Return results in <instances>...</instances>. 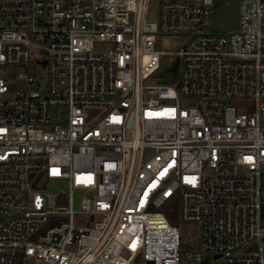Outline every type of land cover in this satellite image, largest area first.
<instances>
[{
	"label": "built area",
	"instance_id": "2783aa9c",
	"mask_svg": "<svg viewBox=\"0 0 264 264\" xmlns=\"http://www.w3.org/2000/svg\"><path fill=\"white\" fill-rule=\"evenodd\" d=\"M225 1L0 0V264H264V0Z\"/></svg>",
	"mask_w": 264,
	"mask_h": 264
},
{
	"label": "rangeland",
	"instance_id": "374dc122",
	"mask_svg": "<svg viewBox=\"0 0 264 264\" xmlns=\"http://www.w3.org/2000/svg\"><path fill=\"white\" fill-rule=\"evenodd\" d=\"M227 2V0L225 1ZM155 2H151V7L150 11L148 14V17L154 18L155 16ZM178 64V71L180 69V65L177 62V60L173 59V61H165L163 62V65L160 67L158 70L159 74H154L149 76L148 78L145 79V83L147 84H154V83H173L174 81L172 80L173 72L169 70L172 65ZM167 69L169 71H167ZM10 85V91L6 93L7 96H12L14 94V91L16 89H19L23 86V83L21 81L17 80H11L8 81ZM183 105H188L191 104L192 102L190 101H181ZM60 185H64V183H59ZM73 206L75 209H78L80 206V197L78 193L74 194V203ZM176 202L172 200L168 204L164 205L163 207L159 208V210L166 212L171 208L173 211L176 209ZM76 222L79 224H87V222L84 219H79L76 218ZM176 224L179 226L180 230V248L181 249H196L198 247V240H199V232H198V225L195 222L192 221H182V220H177ZM204 256L207 257L206 261L204 264H224L223 258H214L212 254H204Z\"/></svg>",
	"mask_w": 264,
	"mask_h": 264
},
{
	"label": "water",
	"instance_id": "95a60500",
	"mask_svg": "<svg viewBox=\"0 0 264 264\" xmlns=\"http://www.w3.org/2000/svg\"><path fill=\"white\" fill-rule=\"evenodd\" d=\"M238 22V3L236 0L231 1L227 6L221 9L214 18V27L216 30L225 31L237 27ZM218 255L215 254L214 258ZM25 264H45L44 262H35L32 257H26Z\"/></svg>",
	"mask_w": 264,
	"mask_h": 264
},
{
	"label": "trees",
	"instance_id": "16d2710c",
	"mask_svg": "<svg viewBox=\"0 0 264 264\" xmlns=\"http://www.w3.org/2000/svg\"><path fill=\"white\" fill-rule=\"evenodd\" d=\"M166 214H167V216H168L170 222H172V223H176V222H177L178 217H177V215L175 214V211H168V210H167V211H166Z\"/></svg>",
	"mask_w": 264,
	"mask_h": 264
}]
</instances>
